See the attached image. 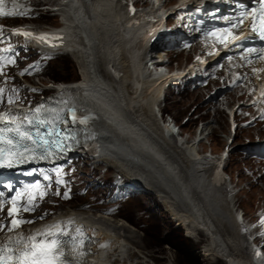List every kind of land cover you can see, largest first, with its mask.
<instances>
[{
  "label": "bare ground",
  "instance_id": "6f19581e",
  "mask_svg": "<svg viewBox=\"0 0 264 264\" xmlns=\"http://www.w3.org/2000/svg\"><path fill=\"white\" fill-rule=\"evenodd\" d=\"M4 1V4H7L10 0ZM12 1H15L12 3V6H18L21 0ZM43 1L45 0H42V2ZM181 1L182 0H167L166 5L173 2L176 4L174 3L175 6L165 9L164 11L158 8L156 9V7H154V1H152L153 7L151 6V8L129 13L126 5L123 4L124 0H60L59 3L56 0L55 3L57 2L59 4L60 10H62V14L65 16L64 26L49 29L52 31L49 33V36L42 31L43 29L35 28V25L32 26L29 24L18 26L14 31L15 34L18 33V36L21 37L22 43H28V45L31 46L37 45L41 49L46 48L47 50H66L82 65H80L82 67V79L69 83L53 82L51 85L55 92L52 94V97L50 96L41 103L45 106L51 105L50 107L53 109V106L61 108L65 106L66 103L73 102L75 99L80 101L81 98H85L88 101V107L90 105L95 106V108L99 110L98 118H91V122L95 121L98 137L101 140L100 144H102L98 146L96 153L104 163H107V165L115 164L119 170L126 173V175H130V177L134 181H137L145 190L153 194H158L159 198L169 206L176 219L182 224H187V230L192 233L193 236L198 238L202 234H205L208 240L206 246L207 254H209V252L216 253L215 249H217L218 254L216 255L218 258L222 257L227 264H260L257 262L255 251L248 240L251 229L260 226V223L255 222L253 225L252 223L249 224L245 222L244 216L243 219L241 218L242 211L238 213L233 209L235 208L233 207L235 203V198L233 197L234 192L230 190L231 181L229 184L228 178H225L222 174L220 159L211 155L200 154L198 145L202 141L201 133L195 135L193 140H186L183 135L180 136L178 134L177 137H173L171 134L174 135L178 123L177 125L175 124L176 127L169 123L171 120L164 125L160 123V119L162 118L159 116L156 105L160 104L166 84L173 78L175 73L179 76L182 70L177 69L172 73H167L163 72L165 71V67L159 70V68L155 66L158 72L156 75L154 74V76L151 75V77L150 74L148 75V68L144 66V59L147 58L145 53L154 56L153 51L158 47L156 46V42L165 41L167 37L172 34H177L178 32L186 35L185 27H187L188 30L190 29V33L193 32V16L195 11L203 6L202 0H188L191 1V3L186 10L180 11V13H182V18L177 20L178 22H176L177 25L174 30L168 32L165 30L167 27L162 25L164 16L168 13H170L171 16L172 11L182 4ZM45 4L47 3L45 2ZM104 6L111 11L110 14L113 17L111 21L116 22L120 27L117 28L115 24L116 28L120 31L115 29L118 32L122 31V33H120L121 35H118L119 37L121 36L122 39L118 38L121 41L119 42L118 40L117 44L115 42L116 40H112L114 38L109 36V31L111 30L105 26V28H103L101 25L102 23H100V8ZM59 7H56V10H59ZM105 14L107 15V13ZM168 23L167 21V24ZM107 24L105 23L104 25L108 26ZM179 25H181V27ZM100 26H102L101 28L104 30L99 29ZM182 27L184 28L182 29ZM98 29L105 32L104 35L107 36L109 43V48L106 49L108 51H105L106 53L104 55L106 59L104 62L105 65H101V72H103L104 75L98 71L99 69H96V65L92 64L93 60L96 58L94 54L95 45H97L98 48L100 45L99 42H101ZM23 33H31V36H25ZM117 34L119 33H116V35ZM104 35L102 34V36ZM129 35H133L134 38L132 40L125 39L126 44L135 41V45L130 47V45H132L130 44L128 47L130 54H135L137 51L140 52L143 50L146 56V58H142L139 63L137 62V67L133 66L135 61L133 62L132 59V62L130 61V57H128L130 54L128 55L125 52L127 48L123 41L124 37H130ZM41 36L45 37V39H37V37ZM104 40L106 39L104 38ZM110 41L113 42L112 46H110ZM101 56L100 58L102 59ZM133 57L134 56H132V58ZM200 61H202V58H200ZM130 62L134 64L131 65ZM148 62L149 61L146 63ZM256 65L257 70L261 71V78L256 77L257 80H255V83L259 86L264 79V63L258 61ZM111 67L114 75H109L105 71L108 68V70H110ZM249 69L253 70L254 68L249 67ZM225 71L229 74H235V71L230 73V69L228 68ZM111 90L116 92L118 90L121 92V95L124 94V97H129V104L125 102V104H128L127 109L123 106L121 96L120 98H117V95L114 97L111 96ZM261 106L264 109L263 103ZM227 108H231L230 113L232 115H230V118L235 119V113L233 111L234 106H227ZM126 110H129L130 115H126L128 112ZM95 125L92 124L91 127H95ZM146 130L151 132L152 135L156 134L157 139L151 142L150 139H152V137L148 132H145ZM200 131L202 132V130ZM161 138L163 140H161ZM147 141L151 143H147ZM153 145L160 149H164L163 157L153 148L155 147ZM166 150L167 152L171 151L173 153L169 154V156L176 154L175 165L168 156ZM180 161L187 166L189 178L184 177L182 172L185 171L180 169L181 166H176L179 165ZM138 166L141 168H138ZM147 170L148 173H146ZM185 179H187V182ZM215 190H220L218 193L219 195H216L214 192ZM177 197H181L184 202V207L187 208L184 209L179 207ZM132 199L133 198H130V200ZM55 214L50 215V217H53ZM68 214L72 215V213ZM62 215L64 214H57L56 217ZM73 216L79 220L83 219V221L95 227L100 238L98 245H95L96 253L94 258L92 257L90 259V264H117L112 263L114 261L118 262L112 259L114 254H118L117 246L120 251H125L124 248H126V241L122 240L123 238L121 235V237L117 236L121 231H124V236L127 238L128 243L129 241H133L134 243L136 240L134 237L137 235L135 233L136 231L133 232L136 235H128L129 230L127 227L131 226H129L127 222H122L121 225H119L104 216L98 217L96 220L94 219L95 221L90 222V220L88 221V216H86L88 217L87 220L79 215L73 214ZM58 221L59 219L42 222L38 227L35 225L29 227L28 230L37 228L50 229L56 227ZM132 230L134 231V229ZM260 231L263 232L264 229ZM116 232L118 233L117 235ZM43 234L46 236L47 232H43ZM221 236L224 240L222 244L219 243L222 238ZM133 249H135V247ZM209 256L212 257L211 255ZM86 263L87 261L85 260L84 264Z\"/></svg>",
  "mask_w": 264,
  "mask_h": 264
},
{
  "label": "rangeland",
  "instance_id": "374dc122",
  "mask_svg": "<svg viewBox=\"0 0 264 264\" xmlns=\"http://www.w3.org/2000/svg\"><path fill=\"white\" fill-rule=\"evenodd\" d=\"M55 1L56 0H45V1H43V2H46L47 4H45V6H43V8L41 9V12L39 14V18L34 20V25L36 27L59 28V27L64 26V22H65L64 17L65 16H64V14H62V10H60L59 4H58L60 0H57L58 3L57 2L55 3ZM166 1L167 0H163V2L158 5V9L163 11L161 8L164 7L163 3H164V5H166ZM40 2H42V0H40L39 3ZM144 3H145V6H144ZM173 3H175V2H173ZM173 3H171V4H173ZM137 5L140 8H143V7L151 8V6H153V2H152V0H138ZM55 6L59 7L60 11L56 10L57 8ZM48 7H50V11H49ZM54 7H55V9H54ZM106 8L107 7H105V6L100 8V15H101L100 16L101 17L100 23H102L101 25L103 26V28L108 27L111 30V31H109V36H112L114 38L112 40H116L115 42L117 44L118 40H119L118 38L122 39L121 36L120 37L118 36V35H121L120 33H122V31L118 32L120 30H118L117 28H120V27H119V25L116 24V22L111 21V19L113 20V17L110 14L111 11L109 9H106ZM166 9H168V8H166ZM101 11H102V13H101ZM136 11H138V10H136ZM105 13H107V15ZM47 17H49V18H47ZM105 17L108 19V21ZM175 20L176 19L172 16L168 17L169 23L164 24V26L167 27L165 29L166 31L170 32L176 28V25H177L176 22H178V21L177 20L175 21ZM12 22L13 23L22 22V20H15V21L8 20L7 21V23H12ZM105 23L106 24L108 23L107 24L108 26L104 25ZM115 24L117 25V28H116ZM102 26H100L99 29H103V28H101ZM99 29H98V31L100 32V38L99 39L101 40V42H99L100 45L98 46V48H97V45H95L94 54L96 55L97 59L95 58L93 60L92 64L96 65L95 66L96 69L97 70L99 69L98 71L101 72V65L102 66L105 65L104 62L106 59H105L104 55L106 53L105 51H108L106 49L109 48V43L107 40L108 39L107 36L104 35L105 34V32L103 31L104 29L102 30L103 33ZM114 31L116 33H119V34L116 35V33ZM101 33L105 37L102 36ZM196 33L197 32H194L193 35H195ZM141 35H142V33H141ZM129 36L131 38L128 36L127 37L125 36L126 37L125 38L123 36L124 37L123 43L125 42V44H126L125 39L132 40L134 38L133 35H129ZM104 38L106 40H104ZM171 39H172V41H170ZM120 41L121 40H119V42ZM112 43L113 42L110 41V44H111L110 46H112ZM130 44H132V45H130ZM129 45H130V47L135 45V41L134 42L131 41V42H128V44H126L127 51L129 49L128 48ZM165 45H166V47H165ZM156 46H158V47L153 51V53L156 52V56L157 55L160 56L159 57L160 59L161 58L166 59L169 56L168 57V58H170L169 59L170 61L168 62L169 64H167V63L166 64L172 66L173 68L176 67L177 63L179 65V67L183 66L186 61L190 60L191 55H192V54H190L191 52H189V50L182 51L180 49V47H178V49L176 47H172V46H174V37L170 38V36H169V38H167V40H165L163 43H161V41L156 42ZM168 46H170V47H168ZM161 48H165V49L164 50L162 49L163 51H160ZM166 49H167V51H165ZM59 50L60 51L58 52L57 59L53 60L50 63V65L48 66V69H47V71H45L44 75L40 76L39 78H33V82L38 84V85H39V82L40 83L44 82L43 85H40L41 88H47L50 91H54V89L52 88V85H51L54 82L53 77L64 78V77H68V76L72 75V77L78 78V80L83 78L82 67H81L82 65L66 50H62V49H59ZM127 51H125V52H126V54L129 55L130 51H128V52ZM157 51L163 52V53L158 54ZM140 53H141V55H140ZM25 55H26V57L33 59L36 55V51L27 52ZM145 55L148 56L149 54L145 53ZM145 55L143 53V50L140 52L137 51V53H135V54H130L128 56V57H130V61H131V59L133 62L135 61L134 62L135 64L131 63L132 62L131 61L130 62L131 65L134 64L133 66H136L142 58H146ZM100 56L102 57V59L100 58ZM132 56H134V57L132 58ZM143 56H145V57H143ZM161 56H163V57H161ZM99 58H100V60H99ZM158 59H156V61ZM147 61H149V59L148 60L144 59V63H145L144 66L148 68L147 69L148 75L149 74H150V76L151 75L154 76V74L156 75L158 70L155 68V66L152 67L153 64L150 61L148 63H146ZM166 64H165V66H166ZM166 68H164V69L166 70ZM108 69L105 71L109 75H114L112 72V67L110 68L111 71ZM101 73L103 74V72H101ZM256 77H254V80L256 79ZM217 81L219 84H221V79L216 80V82H214L213 84H212V82H210V83H208V85H200V84L198 85L197 81H195V82H192V81L182 82L181 81V82H175L173 84H170L168 87H166L165 92L163 94V97L160 101V104L156 105L157 110L158 109L160 110L163 108L166 112H169L168 115L163 116L162 119H160V123H162V125H164L165 123H168L170 121L169 117L172 116L173 119L176 120L177 123H179V125L181 126V130L183 131V135H184V137H186L187 140H190V139L193 140L195 135L201 133L202 141L198 145V149H199L200 154H202V155L207 154V155H211L214 157H219L224 152V149L227 146L229 147V150H228L229 155H227V158L224 161V165H223L224 166L223 175L225 176V178H228L229 184L231 181L230 190L231 191L233 190V192H234L233 197L235 198V203L233 204V207H235V208H233V209H235V211L238 213H241V211H242V214H244L245 222H247L249 224L252 223L254 225L257 215L262 210H264V157L255 153V149L258 148V146L259 147L263 146V144H264V122L257 123L253 127H246V128L238 127L236 130L235 136L232 137V139H230V141H229L230 134H231V132H230L231 128H230V122L228 120L229 119L228 114L224 110L218 109V111H217L216 106H214V102L210 101V100L207 101V98H208L206 96V94L208 93L207 89L208 88L212 89L211 86L216 85L215 83H217ZM116 83H118V82H116ZM24 84H26V83H24ZM24 84H22V86H25ZM185 85H187V86H185ZM110 94L113 97L117 95V98H120V96H121V99L123 101V106H124V108L126 107V109H127L129 101H130L128 99L129 97H127V96L124 97L123 96L124 94L121 95V92H119L118 90H117V92L111 90ZM244 97H246L245 93H243L241 95V98H244ZM125 102H127L128 104L127 103L125 104ZM244 103H247V100H244ZM227 106H229V105H227ZM227 106H225V107H227ZM248 108H249V105H246L243 113H246L248 111ZM157 110H156V112H157ZM126 111H128L126 113V115L127 114L130 115L129 110H126ZM239 111H241V109H239ZM167 116H169V117H167ZM198 116H200V117H198ZM226 116H227V118H226ZM237 116L239 117V112L237 113ZM242 119H244V118H242ZM238 120L241 121L240 118H238ZM200 122H201V124H200ZM169 123L172 124V121H170ZM227 126H229V127H227ZM200 130H202V132ZM145 132H148L150 134V136L152 137L153 140L150 139L151 142L157 139L156 134L152 135L151 132H149L147 130ZM185 134H186V136H185ZM178 135H180V134H178ZM161 140H163V139L161 138ZM150 141L149 142L147 141V143H151ZM153 146H155V145H153ZM158 146L161 147L160 145H158ZM153 148L159 154H161V157H163L164 149H160L156 146ZM166 152H167V150H166ZM171 153H172L171 151L167 152L168 156ZM169 157L172 159L173 164L175 165L176 164V161H175L176 160V154H174L173 156L170 155ZM177 159H178V157H177ZM85 160L88 163L82 167V170L79 171L78 176L84 181V183L81 184V187H85L88 183H90L91 192L88 194L82 195V191H79L76 193V197L74 198V200L64 201L62 203H58L57 205L48 206L49 209H47L45 212V214L47 216H49L48 214L52 215L53 210L61 209L62 212H59V210H58L56 212V214L68 212V213L77 214V215L85 218L86 220L88 217L90 218L92 216L90 219L88 218V221L90 220V222L95 221L98 217H101V216L108 217L107 219H109V220H111L114 223L119 224V225H121L122 222H127L126 219L131 221L133 224L127 222L129 224V226H131V227H127V229L129 230L128 235L134 236L137 234L136 236H134L136 238V240L134 243H133V241L130 242L128 240L129 241V243H128L127 238H125V236H124V231H121V233H119V234L117 232H120V231H117L116 235L118 234L117 236H119V237L122 236L123 239L122 238L121 239L126 241L125 242L126 248H124L125 251H120L119 247L117 246L118 254H116V255L114 254L112 259L116 260L118 262L114 261L112 263H117V264H153V263L154 264L155 263L156 264H183L184 263L183 259L180 256L176 255L175 251L172 248L161 246L160 245V239L158 238L159 233L164 228V226L171 227L172 224L174 223V224L182 227V231L184 233V236H186V238H189L192 241V243L197 247V254H199L201 257H203V260L207 264H227V262L222 257L218 258V256L216 255V254H218L217 249H215L216 253H210L209 252V254H207V250H206V248H207L206 246H207V242H208L207 236L205 234H202L200 237L196 238L195 236L192 235V233L188 232L187 224H182L181 222H179L176 219L175 215L172 213L169 206L167 204H165V202L162 201L159 198V195L156 193L153 194V193L143 189V191L141 190V191H139L140 193L131 197V198H133L132 200L128 199L126 201H122L121 202L122 205L121 204H114V206L111 208L113 211H115L114 213L116 215L106 216V214H103L102 211H104L106 208V202H105V204L102 202L96 203V202H94V200L96 198L101 200V196L103 194L102 188L104 187V185L102 183H103L104 179L107 178L109 181L112 179V177L115 174L124 175V177L125 176L130 177V175H126V173L119 170L115 164H110V165L108 164L109 165L108 166L107 163H104L101 159L99 160L98 163L95 162V159L92 160V159L86 158ZM119 164H121V163H119ZM176 166H179V167L181 166L180 169H183L185 171V172H182V174H184V177L189 178V171H188L187 166H185V164H183L180 161L179 165H176ZM138 168H141V167L138 166ZM146 173H148V170ZM185 180L187 182V179H185ZM95 189H96V191H95ZM214 192L216 193V195H219L218 193L220 192V190H215ZM98 193H99V195H98ZM134 198H135V200H134ZM177 198H178L177 201H178L179 207L184 208V209L187 208V207H184V202L181 199V197H177ZM108 206H110V204ZM89 214H90V216H89ZM96 215H97V217H96ZM86 216H88V217H86ZM158 220H159V222H158ZM160 222H161V224H160ZM132 229H134V231ZM256 229L257 228L251 229V234H249V236H251ZM133 232H135L136 234ZM249 236H248V240L250 242ZM174 242L176 243V241H174ZM223 242H224V240L222 237L220 239L219 243L222 244ZM129 246H130V248H129ZM133 246L135 247V249H133L134 248ZM127 248H128V250H127ZM113 249H116V248H113ZM140 252H141V254H140ZM113 253H111V254H113ZM219 254H220V252H219ZM209 255H211L213 258L210 257ZM262 255L264 256V253ZM263 263H264V261H262L260 264H263Z\"/></svg>",
  "mask_w": 264,
  "mask_h": 264
},
{
  "label": "snow or ice",
  "instance_id": "6c2138e0",
  "mask_svg": "<svg viewBox=\"0 0 264 264\" xmlns=\"http://www.w3.org/2000/svg\"><path fill=\"white\" fill-rule=\"evenodd\" d=\"M4 15H11V13H4L2 10H0V16H4ZM238 23H243V20L241 19ZM251 31H256V27L255 24L253 23L251 26ZM23 35L25 36H31V33H23ZM246 38V37H244ZM37 39L40 40H44L45 37L41 36V37H37ZM241 38L237 37L236 40L234 42H239ZM260 39L264 40V21H262V25H261V31H260ZM262 59H264V57H262ZM239 79V77H238ZM2 89H0V93H2ZM9 102L11 103L12 101L9 100ZM37 111H39V109H37ZM8 115L7 113L5 114H0V123H2L4 121L5 116ZM73 119L75 120V115H73ZM81 123H84L85 121H80ZM29 123H34L33 121H29ZM21 127L22 125H18L16 128H8L7 131L9 132H15L17 137L19 138L17 143L13 144L12 140H7L6 143L8 145L11 146V148H15L16 151L15 153H12V157L13 158H7L5 157L4 153L5 152H11V149H5V148H0V167H7V168H12L17 164H21V163H26V162H30L29 158L25 155V153L27 152H32L35 153V148H29L26 144L23 143V141L25 140H31L32 144L36 146V148H39L43 145H49L50 142L45 139L43 136L40 137V140H34L32 138V135L30 132L28 131H21ZM5 132V129L0 128V142H4L5 138L3 133ZM37 136H40V133L37 132L36 133ZM48 136H52V135H56L57 137V141L60 142V146L61 148L64 146L63 142L67 141L68 139H72V137L68 136V135H64L61 133H47ZM23 148V151H21L20 149ZM47 152V149H46ZM46 152L41 154L39 157H37L35 154H33L31 156L32 160H35L37 158L39 159H45L47 158ZM31 174V173H29ZM45 180L48 179L47 176L44 177ZM59 182V181H58ZM9 188H11V185H8ZM25 211H29L30 209L25 208ZM13 212L9 211V215H12ZM29 223H31V221H27ZM14 224L18 223L17 221H13ZM261 223L264 224V219L261 220ZM48 235H51L50 233ZM29 239H31V234H29ZM8 240H10L11 238L8 237L6 238ZM19 242V241H18ZM3 242L0 241V245H2ZM52 245H56L55 247V251L56 252H60L61 247L60 245L57 244V242L55 240L51 241ZM32 248H35V244L32 245ZM4 252V247L0 246V264H8V260L10 259H14L13 257H8L5 258L2 253ZM24 256H28V255H34L37 256L36 259L32 260V261H20V264H52L51 261H40L38 255L34 252V251H30V252H24L23 253Z\"/></svg>",
  "mask_w": 264,
  "mask_h": 264
},
{
  "label": "trees",
  "instance_id": "16d2710c",
  "mask_svg": "<svg viewBox=\"0 0 264 264\" xmlns=\"http://www.w3.org/2000/svg\"><path fill=\"white\" fill-rule=\"evenodd\" d=\"M77 79L72 77V75L64 78L53 77L55 82H71ZM158 238L161 241V246L172 248L176 255L183 259V264H207L203 260V257L197 254V247L189 238L184 236L181 226L174 225V223L171 227L164 226L160 231ZM174 241H176V243Z\"/></svg>",
  "mask_w": 264,
  "mask_h": 264
},
{
  "label": "clouds",
  "instance_id": "9594fccd",
  "mask_svg": "<svg viewBox=\"0 0 264 264\" xmlns=\"http://www.w3.org/2000/svg\"><path fill=\"white\" fill-rule=\"evenodd\" d=\"M262 262V261H261ZM261 262H259V263H261ZM264 264V263H263Z\"/></svg>",
  "mask_w": 264,
  "mask_h": 264
}]
</instances>
